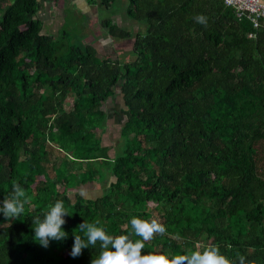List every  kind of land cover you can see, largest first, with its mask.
<instances>
[{
  "label": "trees",
  "instance_id": "obj_1",
  "mask_svg": "<svg viewBox=\"0 0 264 264\" xmlns=\"http://www.w3.org/2000/svg\"><path fill=\"white\" fill-rule=\"evenodd\" d=\"M47 1L57 2L0 0V202L15 182L30 198L19 219L0 213V264H91L99 243L70 256L77 226L98 220L110 235L129 234L134 216L167 228L145 254L217 245L264 264V22L255 28L223 0H129L143 30L102 21L110 37L134 40L133 58L120 60L65 30L43 33ZM117 87L110 157L103 106ZM107 180L94 198L80 192ZM57 200L68 236L44 248L32 219Z\"/></svg>",
  "mask_w": 264,
  "mask_h": 264
},
{
  "label": "clouds",
  "instance_id": "obj_2",
  "mask_svg": "<svg viewBox=\"0 0 264 264\" xmlns=\"http://www.w3.org/2000/svg\"><path fill=\"white\" fill-rule=\"evenodd\" d=\"M196 23L207 27L208 19L203 14L193 18ZM30 202L25 188L15 182L9 196L0 202V213L7 219H19L25 213V205ZM70 214L63 201L57 200L49 210L40 216L34 217V237L42 247L47 248L50 241H62L68 233L63 230L66 223L65 216ZM100 222H82L77 228L83 235L74 232V242L70 256L76 258L82 250L96 247L99 243L101 251L91 260V264H250L245 256L237 254V259L224 255L220 247L211 245L203 250H192L183 254L143 253L145 242L153 240L157 235L167 234L166 226L157 219L146 220L132 217L130 220L131 232L129 234L110 235L105 228L99 226ZM132 235L141 239L133 240Z\"/></svg>",
  "mask_w": 264,
  "mask_h": 264
},
{
  "label": "rangeland",
  "instance_id": "obj_3",
  "mask_svg": "<svg viewBox=\"0 0 264 264\" xmlns=\"http://www.w3.org/2000/svg\"><path fill=\"white\" fill-rule=\"evenodd\" d=\"M69 4L66 8L61 10V14H57L55 17L53 15V18L50 17L52 11L47 10L45 13L41 10V15L37 16L42 21V32L47 34H53L58 35L59 32L61 33L62 30H65L70 38V41L74 44H81L82 38L85 35H88L93 32L94 30L97 32V36L99 37V33L101 34V29L97 26H90L88 23V20L86 19L85 15L83 14V1L79 0H68ZM261 2H264V0H261ZM129 4V0H112L109 2L108 6L104 7L99 6L101 9L100 17L101 19H111L115 23H117L120 27L127 29L129 31H132L135 33L136 31H141L144 29L145 25L142 22L136 21L132 17L128 16L126 14V8ZM54 18H56L55 24L53 22L55 21ZM95 20V19H94ZM92 21V20H91ZM99 24V21L94 24ZM89 29L91 31H89ZM107 34V33H106ZM106 34H103L104 38H107V40H103L102 35L99 37L101 44V47L104 48L103 51L105 52H111L112 56H118V59L121 60H130L133 58L132 55V39H130L127 42H121L118 46V50H114V46L111 45L112 40L106 36ZM106 36V37H105ZM99 45V46H100ZM122 100L119 93L118 87L116 88L115 93L110 97V99L104 104L103 108L107 112V118H106V126L107 130L106 133L102 136V143L103 146L107 147V156L113 157L114 155L118 154V143H119V132H120V125H121V117L116 115V112H120V109L122 108ZM116 111V112H115ZM110 179V178H109ZM112 179V178H111ZM107 182H104L100 185V187H105L107 185ZM92 184H88L87 187L80 190L81 194L85 197H95L98 194V191L102 190H96L98 188H94Z\"/></svg>",
  "mask_w": 264,
  "mask_h": 264
},
{
  "label": "crops",
  "instance_id": "obj_4",
  "mask_svg": "<svg viewBox=\"0 0 264 264\" xmlns=\"http://www.w3.org/2000/svg\"><path fill=\"white\" fill-rule=\"evenodd\" d=\"M68 0H57V2H50V1H47V2H45L44 4H43V6L39 9V11L37 12V16H39V15H41L40 13H41V10L45 13L47 10H51L52 11V13H51V15H50V17L51 18H53V15H54V17L59 13V14H61L62 12H61V10L62 9H64V8H66L67 6H68V2H67ZM78 2H79V0H77ZM81 1H83V8H82V10H83V14L85 15V17H86V19L88 20V23H89V25L92 27V26H97L98 25V28H100L101 29V34L99 33V37L102 35V38H104L103 37V34L105 33H107V31H106V29L102 26V21L103 20H105V19H101V17H100V11H101V9H100V7L99 6H103V8L104 7H106V5H104V4H101V0H97L96 1V3H94V4H89L88 2H87V0H81ZM58 14V15H59ZM56 18H54V20H55ZM95 19V20H94ZM92 20V21H91ZM97 20L99 21V24H96V25H94L96 22H97ZM55 22H56V20L53 22V24H55ZM92 30V29H91ZM90 29H89V31H91ZM97 32L94 30L93 32L91 31V33L90 34H88V35H85L83 38H82V45H87V44H91L95 49H96V51L100 54V55H102V56H111V57H117V58H119L118 56H112V54H111V52H105V51H103L104 50V48L103 47H101L102 45H100L101 44V42L100 41H102V40H100V38L97 36V34H96ZM106 36H107V34H106ZM105 36V37H106ZM108 38H109V36H107ZM109 39H111L112 40V43H111V45L112 46H114L113 48H114V50H118V46L120 45V43L121 42H127V41H129L130 39H132L131 41H132V45H131V49H132V47H133V38H128V39H121V38H116V37H110ZM103 40H107V38H104ZM80 44V45H81ZM100 45V46H99ZM121 60V59H120ZM121 96V95H120ZM122 100V99H121ZM122 104H123V102H122ZM121 110V109H120ZM116 112V111H115ZM116 115L117 116H120V112H116ZM110 178V179H109ZM112 176L111 175H108V180L109 181H111L112 179ZM100 183L99 184H97V183H92V186L94 187V188H100ZM91 186V187H92ZM82 189H84V188H82ZM81 189V190H82ZM86 189V188H85ZM84 189V190H85Z\"/></svg>",
  "mask_w": 264,
  "mask_h": 264
},
{
  "label": "built area",
  "instance_id": "obj_5",
  "mask_svg": "<svg viewBox=\"0 0 264 264\" xmlns=\"http://www.w3.org/2000/svg\"><path fill=\"white\" fill-rule=\"evenodd\" d=\"M223 2L233 7L239 16L246 15L255 28L260 27L261 21L264 22V2L261 0H223Z\"/></svg>",
  "mask_w": 264,
  "mask_h": 264
}]
</instances>
